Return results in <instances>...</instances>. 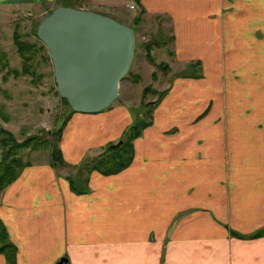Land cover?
<instances>
[{"label":"crops","instance_id":"obj_1","mask_svg":"<svg viewBox=\"0 0 264 264\" xmlns=\"http://www.w3.org/2000/svg\"><path fill=\"white\" fill-rule=\"evenodd\" d=\"M90 1L105 14L128 11L127 0ZM137 1L143 42L155 37L150 52L171 70L146 78L154 69L143 44L134 59L143 80L121 85L126 103L72 113L63 157L80 166L136 123L128 103L141 83V99L149 84L166 91L153 123L128 167L89 174L88 193L72 188L52 153L26 163L0 191L16 264H264V0ZM182 212L162 263L164 230ZM0 264H11L4 252Z\"/></svg>","mask_w":264,"mask_h":264},{"label":"rangeland","instance_id":"obj_2","mask_svg":"<svg viewBox=\"0 0 264 264\" xmlns=\"http://www.w3.org/2000/svg\"><path fill=\"white\" fill-rule=\"evenodd\" d=\"M128 3H134L136 7L131 8L128 6ZM120 4L125 5L128 11H123L122 13L117 12L120 16L118 14L108 15L125 23L130 21V24H127L136 29L137 49L134 59L137 61L138 58L144 57L145 52L142 43L143 40H145V37H143L142 30L139 27V23H141V14H139V11H141L142 8L139 9V3L137 0H127L120 2ZM7 5L10 7L0 5V127L11 132L18 142H23L27 139H30V142L24 147H16L12 137L1 131L0 142L5 143L6 145L0 143V160H4L5 164L10 163L13 166L15 165L14 169L17 171L19 167L28 162L49 159V155L52 153V147L54 148L57 145L60 146L61 139H59V131L62 129L63 133L71 114L74 113L72 112L71 106L64 101L57 90L53 62L48 48L37 36V27L40 21L59 5L95 9L93 8L94 4L92 1L88 2V0H21ZM138 18H140V22H136ZM15 35H18L21 40L26 41V44H23V47L25 46V49L27 50L26 54L30 57L27 62H25L23 59L24 57L19 52L15 43ZM151 38L155 37H150L148 39ZM28 44L31 47H29ZM150 45L153 47L154 44ZM145 54L147 61L152 65L150 71L154 69L153 73L150 72V76L149 72L145 73L143 71L146 78L151 77L152 79L157 78V76H165L171 70L170 65H168L170 70L166 65L163 70L161 68L163 63H159L153 54L151 55L156 63H151L148 60L149 56H147V53ZM136 61L134 62L133 60L130 71L126 75L127 78L122 80L121 85L127 84L129 81L133 82V78L131 77H133L134 74H137L135 65ZM25 64L28 66L31 73L27 71L26 74H24L25 68L23 66ZM15 68L19 69L20 75L17 76L14 73ZM140 76L142 77L141 74ZM167 78L168 76H166L165 79ZM142 85L143 84L141 83L139 86H136L135 90L132 92L131 99L135 98V102L132 104L128 103V107L134 110L132 111L137 118L136 123L142 120H149L148 113H150V110L152 109L151 112L153 114V106H149L148 103L150 98L156 99V96L149 95V93L145 96L143 95L144 97L142 99L141 97L139 98L138 96L141 95L140 92ZM120 92L118 99L110 107H113L120 102L126 103L125 99H127V97L125 95L129 93L125 92L123 88L121 89V86ZM125 132L120 138L107 143L102 146L101 149L97 150L98 154H94V157L91 153L89 158L93 157L99 159L104 156L105 152H108L107 148L123 146L127 138V133ZM121 140L122 143H119ZM108 150L111 151V149ZM6 153L10 154L8 160H6L5 157ZM12 160H16V162L13 163ZM86 160L87 159L82 160V165L80 166L71 165V167H68V164L67 166L62 165L65 166V168L62 171L59 170L60 172L66 173L69 178H74L76 192L81 191L82 193H88L91 190V187L88 184L89 174L95 170L101 173V171L93 168V163L89 164ZM107 166L108 164H104V167ZM132 188L135 190V186ZM139 189L143 190L144 188ZM143 196L147 197L146 194ZM121 203L125 206L128 204L124 199ZM156 204H158V202H156ZM142 205L143 204L140 202L139 206ZM185 214L186 212H182L181 216L174 218L168 229L164 230L163 257L161 258L162 263H164L165 253H167L171 240L175 238L174 228L176 227L177 222ZM224 225L229 226L228 224ZM154 229L156 230V228ZM261 229V232L264 233V227ZM257 236L252 238H256ZM149 239L151 241L156 240V231H152L151 234L149 233ZM66 263L67 262L65 261V264Z\"/></svg>","mask_w":264,"mask_h":264},{"label":"water","instance_id":"obj_3","mask_svg":"<svg viewBox=\"0 0 264 264\" xmlns=\"http://www.w3.org/2000/svg\"><path fill=\"white\" fill-rule=\"evenodd\" d=\"M37 36L49 50L57 90L75 112H101L118 99L137 49L133 26L93 9L59 5L40 21Z\"/></svg>","mask_w":264,"mask_h":264},{"label":"trees","instance_id":"obj_4","mask_svg":"<svg viewBox=\"0 0 264 264\" xmlns=\"http://www.w3.org/2000/svg\"><path fill=\"white\" fill-rule=\"evenodd\" d=\"M136 22H140V18H138ZM15 43L19 49V52L24 57L23 59L25 60V62H27L30 59V57L27 56V54H26L27 50L25 49V46L23 47V44H26V41L21 40L18 35H15ZM30 45H29V47H31ZM151 47L152 46L149 45L145 49L147 50V56H149L148 60L151 63L155 64L156 62L154 61V59L150 53ZM26 64L23 66L25 68L24 74H26L27 71L29 73H31ZM165 65L169 69L168 64H162L161 68L164 70ZM26 67H27V70H26ZM14 73L17 76L20 75L19 69L15 68ZM126 78H127V76H125V79ZM131 78H133L132 81L134 83H138L142 80V77L140 76V74H134V76ZM148 93L159 95L156 100L148 103L149 106H153L152 108H154L155 105L166 94V91L160 92V91L154 89L152 86L149 85V86L145 87V89L143 91V95L145 96ZM63 99L67 104H69L67 99H65V98H63ZM151 111H152V109L150 110V113H148L149 120H142L136 124L133 123L132 125H130L126 129L125 133H127V138H126V142L124 143L123 146H118V147L115 146V147H111V148L109 147V148H107L108 152H105L104 156L100 157L99 159L93 158V157H91V158L88 157L86 161L89 164L93 163L94 164L93 168L101 171V173H104V174L117 173L118 171L129 166L132 163L133 158H134V143H133V141L142 134V132L145 128H147L148 126H150L153 123V114ZM72 112H75V111L72 109ZM1 131L7 133L8 135H10V137H12L16 147H24V146L28 145L30 142V139H27L26 141H23V142H18L11 132L6 131L4 128L0 127V132ZM61 134H62V129L59 131V139H61ZM0 143H2L3 145H6L3 142H0ZM108 149H111V151H109ZM5 157H6V160H8V158L10 157V154L6 153ZM52 157H53L54 164H60V165H67L68 164V162L63 157L62 150H61L60 146H58V145L54 148L52 147ZM12 162L15 163L16 160H12ZM104 164H108V166L104 167ZM25 165L26 164L19 167V169L16 171V169H14L15 165L13 166L10 163L5 164L4 160H2V159L0 160V191L3 190L4 188H6L10 183H12L19 176L20 172L22 171V169L24 168ZM69 180L71 182L72 188L74 190H76V184H75L74 178L70 177ZM257 234L258 233L252 235L251 237H255V236H257ZM236 235L239 237H243V235H238V234H236ZM16 251H17V248H16L15 244L9 239L6 226L0 219V252H4L7 255L11 264H16Z\"/></svg>","mask_w":264,"mask_h":264},{"label":"built area","instance_id":"obj_5","mask_svg":"<svg viewBox=\"0 0 264 264\" xmlns=\"http://www.w3.org/2000/svg\"><path fill=\"white\" fill-rule=\"evenodd\" d=\"M128 6L131 7V8H135L136 5L134 3H128Z\"/></svg>","mask_w":264,"mask_h":264}]
</instances>
